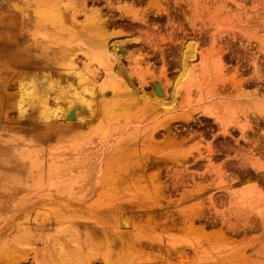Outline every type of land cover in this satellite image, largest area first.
<instances>
[{"label": "rangeland", "instance_id": "374dc122", "mask_svg": "<svg viewBox=\"0 0 264 264\" xmlns=\"http://www.w3.org/2000/svg\"><path fill=\"white\" fill-rule=\"evenodd\" d=\"M70 1L0 0V264H44L46 253L136 264L135 249L150 264H264V0H86L75 27L100 11L104 47L84 29L71 38ZM70 102L83 120L65 121ZM111 210L129 227L117 233L115 220L111 246L98 247L91 230ZM188 215L206 228L186 229Z\"/></svg>", "mask_w": 264, "mask_h": 264}, {"label": "bare ground", "instance_id": "6f19581e", "mask_svg": "<svg viewBox=\"0 0 264 264\" xmlns=\"http://www.w3.org/2000/svg\"><path fill=\"white\" fill-rule=\"evenodd\" d=\"M67 2V1H66ZM95 2V1H94ZM62 4V3H61ZM61 4L59 3V5H57V7H56V15H55V24H56V32H61L62 31V20H63V22H64V16H63V6H61ZM69 4H71L73 7V11H72V14L70 15L71 17V21H72V24H71V26H70V28H68V30L70 31V35H71V38H77V37H79L78 36V31L79 30H83V31H85V30H87V31H89L90 33L88 34V36H87V40L90 42H92L93 40L92 39H94L95 38V40H94V43L98 46V45H102L101 47H104V45H105V42H104V32H105V26H106V24L108 23V19H107V17H104L103 15H102V13L100 12V11H95L94 13H93V17L91 16V13L90 12H86V15L88 16V18L89 19H87V21H88V24H86L85 22L80 26L81 27V29H78V28H76L75 27V25H77V18H76V16H77V13H79V12H82L83 10H84V8H85V6H86V0H71L70 2H69ZM157 4V3H156ZM78 5H80V8H78L77 6ZM54 6V5H53ZM65 6H66V4H65ZM121 8H122V6H120ZM119 7V8H120ZM54 8V7H53ZM131 7H126L125 5H124V7H123V12L124 13H130L131 12ZM50 12V11H49ZM53 12V11H52ZM50 14H52V13H50ZM65 14V13H64ZM46 15H47V13H46ZM136 17V16H135ZM53 21V20H52ZM57 22V23H56ZM65 25V24H64ZM65 35V34H64ZM81 35H82V33H81ZM132 36V35H131ZM126 37V36H125ZM127 37H128V35H127ZM156 37V36H155ZM155 37L154 36H152V35H150V36H146V37H144V41L145 42H156V40H155ZM55 39V38H54ZM125 39V38H124ZM129 39V42H130V40L131 41H134V42H139L140 40H142L141 39V36L140 35H138V36H132V37H129L128 38ZM162 39H163V41L166 39H164L163 37H162ZM123 40V39H122ZM126 41V40H125ZM128 41V40H127ZM162 41V40H161ZM94 43H93V45H94ZM124 43V42H123ZM107 44V43H106ZM159 44V43H158ZM116 45H118V44H116ZM125 45H126V43H125ZM116 49H120V52L122 51L123 53H124V55H125V57H130L131 56V52H130V49H128L127 48V46H124V44L121 46V44L119 45V46H116L115 47ZM70 52V51H69ZM73 51H71V53H72ZM122 53V54H123ZM192 53V52H191ZM195 54L193 53L191 56L193 57ZM186 57V56H185ZM114 58H117L118 59V57H114ZM184 58V57H183ZM183 58H182V60H183ZM188 58V57H187ZM111 59V58H110ZM185 59V58H184ZM113 60V59H112ZM186 61H188L187 59H185ZM114 61V60H113ZM112 61V62H113ZM117 61V60H116ZM185 61V62H186ZM180 62H181V60H180ZM57 63V62H56ZM115 63V62H114ZM184 63V62H183ZM187 63H189V62H187ZM113 64V63H112ZM185 64V63H184ZM183 64V65H184ZM188 65V64H187ZM184 67V66H183ZM186 68H187V66H185ZM184 67V68H185ZM186 68L183 70V71H185L186 70ZM197 68V67H196ZM142 69V68H141ZM193 70V69H192ZM205 70V69H204ZM204 70H200V69H195V72H196V74L198 73H203L204 72ZM191 72V71H190ZM183 74V73H182ZM188 74H189V70H188ZM196 74H195V76H196ZM200 75V74H199ZM203 75V74H202ZM180 76V75H179ZM185 76H188V75H185ZM185 76H183V77H185ZM193 76H194V74H193ZM181 77H182V75H181ZM180 77V79H182ZM195 78V77H194ZM221 78V77H220ZM178 81H180V80H178ZM34 82V81H33ZM177 85V84H176ZM237 86V85H236ZM32 88H33V86H31ZM153 87H154V91L157 93H159L158 95H156L155 96V99H157V100H159V101H162L163 102V99H164V95H165V92H166V87L162 84V82H161V80L159 79V78H157V77H155L154 79H153ZM174 87H177V86H174ZM236 90V89H235ZM238 90V89H237ZM31 90H29V92H30ZM34 91H35V89H34ZM33 91V92H34ZM33 92H31L32 94H33ZM37 92V91H36ZM62 92V91H61ZM77 92V91H76ZM175 93V92H174ZM167 96V95H166ZM79 98H78V101H79V103H81V104H83L84 102L86 103V101H85V99L83 98V97H80V96H78ZM112 97V96H111ZM145 97V96H144ZM149 97V96H148ZM150 98V97H149ZM152 99V98H151ZM155 99H153V100H155ZM77 100V99H76ZM87 100V99H86ZM144 100V99H143ZM72 102H73V100H72ZM107 102V101H106ZM115 101H113V103L112 104H108V106H105L106 107V110L108 111V112H110V114L111 113H114V107H115V103H114ZM144 103H143V108L144 109H148V107H150V105H151V103L154 105V101H151V103H149V99H148V101L146 102V100H144L143 101ZM161 102V103H162ZM165 102V101H164ZM41 103V102H40ZM71 103V102H70ZM110 103V102H109ZM121 103H124L123 101H119L118 103H117V105H121ZM160 103V104H161ZM88 104V103H87ZM149 104V105H148ZM70 105V104H69ZM68 105V106H69ZM126 105H129L128 103H126ZM168 105V104H167ZM166 104H165V106H167ZM170 105V104H169ZM164 106V105H163ZM168 107V106H167ZM81 108V107H80ZM61 109H62V107H61ZM155 110V109H154ZM153 110V111H154ZM145 111V110H144ZM46 112L48 113V111L46 110ZM158 112V111H157ZM47 113H43V115H46ZM79 114H80V112H79ZM108 114V113H107ZM186 114H189V113H186ZM186 114H185V117H183L184 119L186 118ZM49 115V114H48ZM61 115L65 118V121L66 122H69V123H71V122H73L74 120H83V118H82V116L80 117V115H78L77 114V110H76V107H74V104H72L71 103V105L68 107V108H66V109H62V111H61ZM45 117V116H44ZM190 117H191V115L189 114V115H187V118L185 119V120H189L190 119ZM48 118V117H47ZM85 118V117H84ZM156 119V118H155ZM171 119V117H169L168 115L167 116H165L164 117V121H169ZM163 120V119H162ZM217 120V119H216ZM219 120V119H218ZM150 122V121H149ZM155 122V121H154ZM157 122V121H156ZM160 122V121H159ZM158 122V123H159ZM220 122V121H219ZM68 123V124H69ZM67 124V123H66ZM227 124V123H226ZM155 126V125H154ZM151 127V126H150ZM154 128V127H153ZM146 129V130H144L143 132H147V131H150L149 133H147V134H149V135H144V138H146V140L148 141H153V139L155 138V136H156V134L157 133H155L156 132V130L155 129ZM170 130V129H169ZM158 132V131H157ZM226 132L228 133V130H227V128H224L223 129V133H224V135L226 134ZM143 136V135H142ZM127 137V136H126ZM145 147V146H144ZM209 147H210V145H209ZM208 147V148H209ZM213 147V146H212ZM213 150H215L214 148L213 149H211V147L209 148V151H211V152H215V151H213ZM139 152V151H138ZM135 155V154H134ZM146 157V156H145ZM166 160L167 159H170V158H172V156H165L164 157ZM139 159V158H138ZM164 160V159H163ZM175 160V159H174ZM178 160V159H177ZM140 163V162H139ZM143 164H144V162H143ZM140 167H139V169L140 170H144L145 169V165H139ZM136 168H134L133 170H135ZM129 171L131 170V168H129L128 169ZM134 174V173H133ZM140 181V180H139ZM149 180H147V182H148ZM137 182V181H136ZM146 183V182H145ZM144 188H145V190H149L150 191V189H152V190H158V186H153V184L152 185H149L148 183H146V184H144V185H142ZM151 186V187H150ZM148 187H150V188H148ZM160 187H163L164 188V186H160ZM166 187V186H165ZM162 188V189H163ZM161 188H159V190H160ZM148 191V192H149ZM151 192V191H150ZM119 210V209H118ZM118 210H111V211H109L108 213H103L101 216L102 217H99L100 218V220L99 221H97V222H99L100 224V226L99 227H97V229H93V230H91V231H101V240H99V241H97L96 242V245L98 246V247H101V246H111V242H109L106 238H107V233H108V231L110 230V228H113L114 229V227H112V226H115V225H113L114 223H115V220H117L118 221V223H119V226H118V228H117V230L119 231L120 229L121 230H127V228L129 227V224H128V222L125 220V219H120L121 217H119L120 216V214H119V212L120 211H118ZM188 217H190L189 215H188ZM187 217V218H188ZM199 217V216H198ZM192 217H190V219L188 220V222H190V225L189 226H185L186 227V229H204V228H206V223H204V225H203V223H202V225H200V226H194L195 224V222L193 223V221H195V220H193V219H195L194 218V216H193V218L191 219ZM199 219V218H198ZM111 221H112V223H111ZM149 222V221H148ZM145 223H147L146 221H145ZM194 224V225H193ZM230 225V224H229ZM142 226H144V228H145V224H143ZM140 228L141 229H144L143 227H140V225H139V230H140ZM147 229H149V227H146L145 228V230H147ZM236 229H237V227H236ZM114 230H116V227H115V229ZM136 230V229H135ZM233 230V229H232ZM238 230V229H237ZM123 232V231H122ZM132 232V231H131ZM134 232V231H133ZM140 232V231H139ZM145 232V231H144ZM90 233V232H89ZM98 233V232H97ZM112 233V232H111ZM117 233H120V231L119 232H117ZM136 233V235H138L137 233V231L135 232ZM134 233V234H135ZM133 234V235H134ZM139 234H141V233H139ZM144 235V234H143ZM216 235H217V237H220V239L221 240H228V237H227V234H226V230H224L223 229V227H220L219 228V230L217 231V233H216ZM97 236H100L99 234L97 235ZM105 238H104V237ZM119 236H122V235H119ZM118 236V237H119ZM140 236V235H139ZM212 236L213 235H209V237L210 238H212ZM138 237V236H137ZM99 238V237H98ZM120 238V237H119ZM131 238H133V237H131ZM136 238L134 237V240H135ZM120 240V239H119ZM136 241H137V239H136ZM131 242H132V240H131ZM134 242V241H133ZM132 242V243H133ZM125 243V242H124ZM137 243H139V240L137 241ZM114 244V243H113ZM126 244V243H125ZM127 245V244H126ZM91 246H92V244H91ZM93 247V246H92ZM171 247H172V245H171ZM241 246H237V247H234L230 252H229V256H235L236 254H241V252H242V248H240ZM90 248V247H89ZM96 248V247H95ZM172 249V248H171ZM136 251H137V249H135ZM136 251H134V256H136V259L138 260H136L135 261V263L137 264L138 262H143V261H145V264H150L149 262H148V260H151V258H153V256H152V254L150 253H139L138 251L136 252ZM174 251H176V253L178 252H180V250H179V247L178 246H175V250ZM181 252H183V251H181ZM180 252V253H181ZM85 253V252H84ZM180 253L178 254L179 256H180ZM182 254V253H181ZM187 253L185 252V254H182L183 255V257H184V255H186ZM46 255H48L49 257L48 258H46L45 260H44V264H57L58 262L59 263H65V264H73L72 263V260H70V259H68V260H66L65 259V257H62L61 255H63L64 256V253H62L61 255H59L58 257L56 256V255H52V253L51 254H47L46 253ZM223 255V254H222ZM152 256V257H151ZM86 257V256H85ZM92 257H93V255L92 254H87V258L85 259L86 260V262H85V260H84V262L86 263V264H93V262H92ZM241 257V256H240ZM247 257V256H246ZM129 258V257H128ZM179 258V257H178ZM189 258V257H188ZM222 258V257H221ZM243 258V257H242ZM93 259H94V257H93ZM245 259V258H244ZM122 260H123V258H122ZM181 260H183V258H181ZM194 260V259H193ZM238 260H241L240 258H238V257H235L234 259H233V261L235 262V263H238ZM58 261V262H57ZM176 261V260H175ZM198 261V260H197ZM249 261V260H248ZM119 262H120V260H119ZM158 262V261H157ZM178 262H179V260H178ZM4 263L5 264H18L17 263V259H8V260H6V261H4ZM106 263H108V261H106ZM110 263V262H109ZM108 263V264H109ZM123 263H125V262H123ZM131 263V262H130ZM129 263V264H130ZM191 263H196V262H192V260H191V258L187 261V260H185V261H183L182 262V264H191ZM213 263V262H212ZM143 264V263H142ZM215 264H230V262H223V261H221V262H216Z\"/></svg>", "mask_w": 264, "mask_h": 264}]
</instances>
